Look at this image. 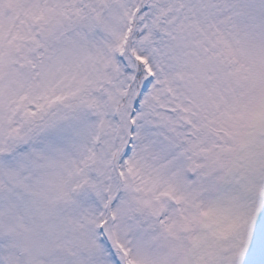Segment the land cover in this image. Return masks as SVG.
Here are the masks:
<instances>
[{"label":"snow or ice","instance_id":"snow-or-ice-1","mask_svg":"<svg viewBox=\"0 0 264 264\" xmlns=\"http://www.w3.org/2000/svg\"><path fill=\"white\" fill-rule=\"evenodd\" d=\"M0 264H264V0H0Z\"/></svg>","mask_w":264,"mask_h":264}]
</instances>
